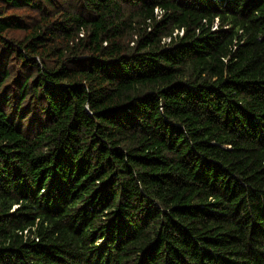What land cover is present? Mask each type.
<instances>
[{
	"label": "trees",
	"instance_id": "obj_1",
	"mask_svg": "<svg viewBox=\"0 0 264 264\" xmlns=\"http://www.w3.org/2000/svg\"><path fill=\"white\" fill-rule=\"evenodd\" d=\"M0 264H264V0H0Z\"/></svg>",
	"mask_w": 264,
	"mask_h": 264
},
{
	"label": "rangeland",
	"instance_id": "obj_2",
	"mask_svg": "<svg viewBox=\"0 0 264 264\" xmlns=\"http://www.w3.org/2000/svg\"><path fill=\"white\" fill-rule=\"evenodd\" d=\"M14 12L21 15V16H23V15L30 16V14H31V12L29 10H25V9L14 10Z\"/></svg>",
	"mask_w": 264,
	"mask_h": 264
}]
</instances>
